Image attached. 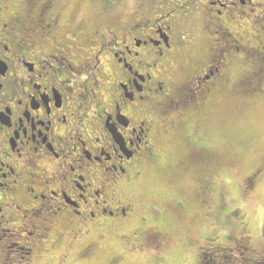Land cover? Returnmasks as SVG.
<instances>
[{"label": "flooded vegetation", "instance_id": "af4514ba", "mask_svg": "<svg viewBox=\"0 0 264 264\" xmlns=\"http://www.w3.org/2000/svg\"><path fill=\"white\" fill-rule=\"evenodd\" d=\"M81 9V0H0V264H35L62 239L70 249L107 228L132 244L151 235L135 247L153 251L162 237L144 218L143 229H119L135 215L131 180L143 164L159 166L171 132L184 159L207 165L209 107L264 94V0ZM177 201L170 211L189 212ZM230 250L198 263L259 264L250 249Z\"/></svg>", "mask_w": 264, "mask_h": 264}, {"label": "rangeland", "instance_id": "374dc122", "mask_svg": "<svg viewBox=\"0 0 264 264\" xmlns=\"http://www.w3.org/2000/svg\"><path fill=\"white\" fill-rule=\"evenodd\" d=\"M139 2L124 0L125 8ZM81 6L82 14L91 15L95 0H81ZM216 105L209 107L208 117L200 129L209 149L207 165L186 170L177 165L186 156L182 151L186 149H182L184 144L179 134L171 132L159 143L163 164H143L138 171L139 177L129 184V192L136 200L135 215L124 225L117 224L121 226L119 229L127 226L143 229L140 219L147 220L148 228H155V234L162 237L153 244L154 252L135 247L138 242L117 241L112 228H107L70 249L67 248L68 239H62L52 252L35 264H58L59 261L62 264H197L203 248L208 247L209 251L220 246L238 251L246 242L253 251L259 252L264 244V94L248 95L241 100L229 97ZM196 118L191 119V133H194ZM254 172L258 179L250 185L246 180ZM203 181L210 182L208 191L209 185ZM245 186L250 196L244 199ZM202 191L208 193L207 197L200 196ZM182 198L187 202L195 198L210 203L209 209H205L206 204L194 208L192 213L181 210L185 213L181 216L170 211L167 203L182 201ZM148 204L159 206L160 212L147 215L144 209ZM150 236L142 234L138 245L146 247ZM92 244L94 246H90ZM244 248L249 249L247 244ZM253 251L250 249L249 253L252 255ZM63 255L66 257L62 258ZM202 257L208 260L209 255L205 253Z\"/></svg>", "mask_w": 264, "mask_h": 264}, {"label": "trees", "instance_id": "16d2710c", "mask_svg": "<svg viewBox=\"0 0 264 264\" xmlns=\"http://www.w3.org/2000/svg\"><path fill=\"white\" fill-rule=\"evenodd\" d=\"M237 95L238 96H230V98L231 97H236L238 100H241V99H244L245 97H246V95H243V94H240V93H237ZM200 133V131L198 132V134ZM203 141H205V139L203 140ZM197 143H199L198 145H200V143L201 142H197ZM205 144V143H204ZM205 145H207V144H205ZM208 146V145H207ZM209 148H211V147H209ZM212 149V148H211ZM195 161V162H194ZM194 162V163H193ZM197 162H199V160H196V159H184L183 158V160L182 161H178V163H177V165H179L181 168H184V169H192V168H199L200 169V166H197L196 164H198ZM197 172L199 171V170H196ZM257 174V172H254L253 174H251V176L249 177V178H247V180L249 181V179L250 180H253V181H256L257 179L255 178V175ZM258 175V174H257ZM247 180H246V183H247ZM203 182H205L206 184H207V181H203ZM202 182V183H203ZM257 182V181H256ZM209 185V188L207 187V189H206V191H208V189H210L211 188V186H210V182H208V184H207V186ZM213 188V187H212ZM242 190V189H241ZM243 193L245 194V196H243L244 197V199L247 197V198H249V196H250V191H248L247 190V187L245 186L244 187V189H243ZM207 192H205V193H201V195L200 196H202L203 198H205V197H207ZM252 194V193H251ZM197 196H199V193L197 194ZM197 196H196V198H197ZM191 200H195L196 201V205H194L193 204V202L191 201ZM189 202H187L185 199H183L182 198V201H181V199H180V201H177V202H182L183 204H185L184 206H185V209L186 210H188L189 211V213L191 212H193L192 210L194 209V208H198V206L199 207H202V206H204V205H206L207 203H203L202 201L201 202H199V201H197L195 198H193V199H191ZM203 203V204H202ZM207 207H205V209H209V206H210V203H208L207 205H206ZM146 207V206H145ZM145 210V209H144ZM147 210H149L148 208H147ZM157 223V222H156ZM262 234H263V241H264V223H263V227H262ZM246 244H247V247L249 248V249H251L252 251H253V248H250V246H249V243L248 242H246L245 243V245H244V247L246 246ZM244 247L243 246H239V250L238 251H241L242 253L243 252H245V250H244ZM247 248V249H248ZM150 250V249H149ZM152 251V250H151ZM207 251H208V247L207 248H203V249H201V252H200V255H199V257H202V256H205V253L206 254H208L207 253ZM154 252V251H153ZM208 252H211V253H213V254H211L212 256L213 255H215V254H217V256H223V257H225V256H230V254H231V250H230V247H220V246H216V247H214V248H212L211 250H209ZM253 255H254V257L258 260V263L259 264H264V244H261V250L259 251V252H257V251H253ZM197 264H199V263H197Z\"/></svg>", "mask_w": 264, "mask_h": 264}]
</instances>
